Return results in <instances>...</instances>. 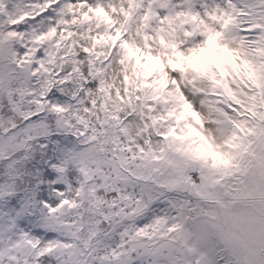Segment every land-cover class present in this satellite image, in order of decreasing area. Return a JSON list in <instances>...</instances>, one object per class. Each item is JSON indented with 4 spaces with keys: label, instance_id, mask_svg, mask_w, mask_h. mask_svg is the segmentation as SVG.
<instances>
[{
    "label": "snow or ice",
    "instance_id": "6c2138e0",
    "mask_svg": "<svg viewBox=\"0 0 264 264\" xmlns=\"http://www.w3.org/2000/svg\"><path fill=\"white\" fill-rule=\"evenodd\" d=\"M0 264H264V0H0Z\"/></svg>",
    "mask_w": 264,
    "mask_h": 264
}]
</instances>
